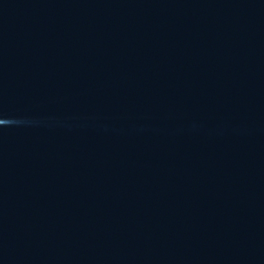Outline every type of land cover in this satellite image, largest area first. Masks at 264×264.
Instances as JSON below:
<instances>
[{"label":"water","instance_id":"obj_1","mask_svg":"<svg viewBox=\"0 0 264 264\" xmlns=\"http://www.w3.org/2000/svg\"><path fill=\"white\" fill-rule=\"evenodd\" d=\"M0 264H264V0H0Z\"/></svg>","mask_w":264,"mask_h":264}]
</instances>
